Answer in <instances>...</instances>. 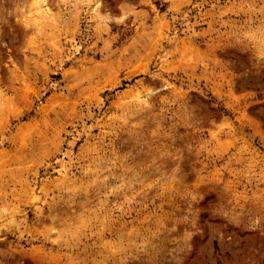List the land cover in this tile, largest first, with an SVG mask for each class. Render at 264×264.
<instances>
[{
    "label": "rangeland",
    "instance_id": "rangeland-1",
    "mask_svg": "<svg viewBox=\"0 0 264 264\" xmlns=\"http://www.w3.org/2000/svg\"><path fill=\"white\" fill-rule=\"evenodd\" d=\"M0 264H264V0H0Z\"/></svg>",
    "mask_w": 264,
    "mask_h": 264
}]
</instances>
